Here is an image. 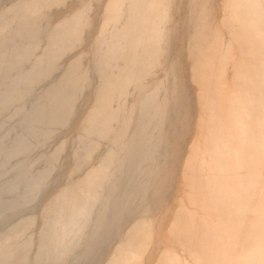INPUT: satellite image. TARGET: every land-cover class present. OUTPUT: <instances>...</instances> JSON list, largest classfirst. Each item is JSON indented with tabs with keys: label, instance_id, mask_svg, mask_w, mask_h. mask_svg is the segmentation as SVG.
<instances>
[{
	"label": "bare ground",
	"instance_id": "6f19581e",
	"mask_svg": "<svg viewBox=\"0 0 264 264\" xmlns=\"http://www.w3.org/2000/svg\"><path fill=\"white\" fill-rule=\"evenodd\" d=\"M262 2L230 4L236 37L253 45L242 69L259 56L260 71L245 78L240 67L235 77L222 69V79L224 36L215 34L220 43L205 56L200 0H0V264H130L126 247L139 246L141 221L160 212L165 229L168 199L183 197L180 162L202 138L194 189L222 215L215 249L205 237L195 258L264 264ZM188 52L202 70L197 93ZM164 240L138 253L142 264H181L176 253L168 261Z\"/></svg>",
	"mask_w": 264,
	"mask_h": 264
},
{
	"label": "rangeland",
	"instance_id": "374dc122",
	"mask_svg": "<svg viewBox=\"0 0 264 264\" xmlns=\"http://www.w3.org/2000/svg\"><path fill=\"white\" fill-rule=\"evenodd\" d=\"M204 2H205V6H206V4H207V6L205 7V6H203V4H204ZM263 7H262V9H263V11H264V0H263ZM228 4V11L227 10H224L225 8H226V5ZM230 4H231V0H225V7H223L224 6V0H200V5H199V7H198V9H197V12H196V17L198 18H200V20H199V18H198V21L204 26V23H205V25L206 26H204V27H206V30H207V35H209L210 36V38H208L206 41L205 40H203L204 41V45H205V51H206V53H207V55L205 54V56H208L210 53V51H211V53H212V51H214L215 50V44L218 42V43H220V41H217V39H215V34L217 35L216 36V38L219 36H221V35H223L224 36V42H225V47H224V52H227L226 54H225V57L227 58L226 59V61L224 62V64L222 63L221 65L223 66V67H225V68H221V69H216V71H215V74H216V76L218 77V75L220 76L223 72H222V69H229V74L231 73L232 75H233V73H234V77H235V75H236V72H238V69H239V67H240V69H241V73H243L244 75H245V78L247 77V76H249V74L251 73V72H256V70H254V68H256L257 67V70L258 71H260V69L258 68V66H260L259 65V63H260V61H261V58L259 57V56H252L251 57V61L249 62L250 63V65L251 64H253V65H251L252 67H249L248 69H245V68H243L242 69V61L243 60H246V56H245V52H246V50L247 51H250V50H248V48L250 49V48H252L251 46H253V45H251V46H245V44H242V43H240V38L238 39V37H239V34H240V32H241V27H238V26H240V24L238 23H236V21H235V13H234V11L232 10L231 11V9H230ZM85 7V6H84ZM83 7V8H84ZM210 7V8H209ZM86 8V7H85ZM205 8V9H204ZM224 8V9H223ZM78 9H80V8H78ZM81 9H82V7H81ZM76 11H79V10H76ZM207 11V12H206ZM215 11V12H214ZM226 11V12H225ZM258 11H260V10H258ZM210 12V13H209ZM213 12H214V15H213ZM262 12V11H261ZM261 12H259V16H260V13ZM199 15H198V14ZM216 13V14H215ZM257 13V14H256ZM207 16H206V15ZM255 17L257 18V16H258V12H255ZM210 15V16H209ZM204 16H206L207 18H205ZM234 19H232L231 17ZM251 16V15H250ZM258 16V17H259ZM229 17L231 18V19H229ZM161 18V17H160ZM196 18V19H197ZM250 18V17H249ZM162 19V18H161ZM229 19V20H228ZM251 19V18H250ZM204 22H203V21ZM222 20V21H221ZM234 21V22H232V21ZM161 21H163V20H161ZM225 21V22H224ZM223 22V23H222ZM215 23V24H214ZM228 25H227V24ZM231 23L233 24V27H236V28H234L233 29V27H231L232 25H231ZM215 25V26H214ZM245 25V24H244ZM249 25L251 26V27H249ZM249 25H247L248 27L247 28H252V30H251V37H255L256 38V40H258L259 41V39H260V41L261 40H263V39H261L260 38V36L263 38V33H262V29H261V34H260V28H258V27H256V26H253V25H251V24H249ZM197 26H198V24H197ZM210 26V27H209ZM225 26V27H224ZM217 27V28H216ZM219 27V28H218ZM231 27V28H230ZM238 27V28H237ZM263 27V30H264V26H262ZM215 28V29H214ZM259 29V30H256V29ZM220 31H219V30ZM230 29V30H229ZM237 29V31L238 30H240V31H238L239 32V34L237 35V37H236V34H237V32L235 31ZM253 29H255V31L257 32L258 31V33H256L255 31V33L253 32ZM211 32H210V31ZM227 30V31H226ZM234 30V31H233ZM213 31H214V33H213ZM196 32V31H195ZM195 32L194 31H192L191 32V34H195ZM211 33V35H210V33ZM218 32V33H217ZM231 32H233V33H231ZM234 32H236V33H234ZM220 33V34H219ZM233 34L232 36H235V37H231V34ZM235 34V35H234ZM253 34L255 35V34H259L258 35V37L259 38H257V35H255V36H253ZM214 36V37H213ZM223 36H221L220 38L218 37V40H222L221 38L223 37ZM254 38V39H255ZM230 39V40H229ZM215 40V41H214ZM235 40H236V43H235ZM238 40V41H237ZM250 40H251V38H250ZM192 40H186L185 41V43H186V45L187 44H190V43H192L191 42ZM209 41H210V43H209ZM252 41H253V39H252ZM259 41V42H260ZM255 42V41H254ZM261 42H263V41H261ZM260 42V43H261ZM194 43V42H193ZM258 44V43H257ZM232 45V47H230ZM240 47H239V46ZM212 48H211V47ZM226 46H227V48H226ZM208 47H210V48H208ZM240 49H239V48ZM262 47H263V44H262ZM187 48H190L189 46H187V47H185V49H186V51H189V49H187ZM229 48H231L230 49V51H229ZM228 49V50H227ZM239 49V50H238ZM241 49H243L242 51H240ZM220 50H221V48H220ZM223 50V49H222ZM209 51V52H208ZM232 51V54L236 57V63H234L233 61H232V59H231V57H232V55H231V52ZM244 51V52H243ZM190 52V51H189ZM189 52H188V55L185 57V59L189 62V69H190V74L191 75H193L192 77H193V81H192V77H190V80L189 81H192V82H190L191 84H193V88H194V92L195 93H197V92H199L200 90H201V88L199 87V85H198V83L197 82H199L198 80L199 79H197L198 77H199V75L200 74H202L201 72H202V70L200 71V70H198V66H194L193 65V60L192 59H194L195 60V58H193V57H191V56H189ZM241 52V53H240ZM242 52H243V54H242ZM240 54V55H239ZM245 56V57H244ZM253 57H254V59H253ZM257 59H256V58ZM188 58H191V59H188ZM205 58V57H204ZM240 58V59H239ZM242 58H244V59H242ZM264 58V56L262 57V59ZM228 59H229V61H228ZM260 59V60H259ZM192 60V61H191ZM231 60V61H230ZM242 60V61H241ZM228 61V62H227ZM254 61V62H253ZM233 62V63H232ZM238 62V63H237ZM256 62H257V64H256ZM192 64V65H191ZM228 64L230 65V66H228ZM254 64H256V66L254 65ZM154 65H156V63H154ZM158 65V64H157ZM157 65H156V67H157ZM232 65H235V66H233V67H231ZM152 68H154V70H156L157 68L155 67V66H151ZM227 67V68H226ZM236 67V68H235ZM261 67V66H260ZM252 68V69H251ZM251 69V70H250ZM227 71L228 70H226V74H227V78L225 79V81L224 82H228V73H227ZM234 71V72H233ZM248 71V72H247ZM200 72V73H199ZM220 73V74H219ZM195 74V75H194ZM196 75H197V77H196ZM159 75H155V77H158ZM232 77V76H231ZM233 77V78H234ZM219 78V77H218ZM221 78L223 79V74L221 75ZM195 79V80H194ZM232 79V78H231ZM238 80V79H237ZM197 81V82H196ZM214 82L216 83V82H219V79H214ZM197 83V84H196ZM230 83H231V93L230 92H228V102H229V98L231 97V96H229L230 94H232V92H233V88H232V84L234 83L233 82V80H231L230 81ZM234 90H236L237 91V89H235L234 88ZM237 95V94H236ZM235 96V95H234ZM202 103V102H201ZM203 104H204V102H203ZM196 105H197V109L200 107L199 106V104H198V102L196 103ZM201 106H202V104H201ZM203 107V106H202ZM217 109H219V108H217ZM221 110L223 109V108H220ZM219 109V110H220ZM199 110V109H198ZM198 110L196 111V113H195V115H194V117H193V126H194V128L195 127H197L196 129H195V131L197 132V129H198V124H197V122L199 121L198 119H199V113H198ZM219 110H217V111H219ZM209 110H206V113L208 112ZM223 111V110H222ZM209 113V112H208ZM207 113V114H208ZM206 114V115H207ZM208 116V115H207ZM207 118V117H206ZM208 118H209V116H208ZM207 118V119H208ZM203 119H204V116H203ZM208 122V121H207ZM207 122H205V125H207ZM203 124V123H202ZM204 125V124H203ZM228 126L230 127V121L228 122ZM229 127H228V129H229ZM204 129V130H203ZM202 129V131H205V129H207V127L205 128H203ZM206 132V131H205ZM228 134H229V131H228ZM194 137L195 136H193V139H194ZM73 137L71 136V135H69L68 137L66 136V138H65V140L64 141H66V144L64 145V147L65 148H69V146H70V144H71V139H72ZM203 139L204 138H202L201 140H199V142H196L197 144V146L195 147L194 146V148L192 149V150H189V149H187V152L185 153L186 154V156L184 155V157L182 158V160H181V162H180V168H178L179 170H178V177H179V183H178V187H181V189L183 190V192H182V190H180L179 191V193H180V197L181 196H183V197H181V199L179 198V199H175V198H173V196H172V198H170V199H168L169 200V203H167V206H166V209H172L171 210V213H170V215H169V217H167V220H166V218H165V221L166 222H164V226L163 227H165V229L162 231V228L160 229V227H161V222H160V212L159 213H156V214H152V215H149V216H147V217H145L146 219L144 220V221H141V225H140V230L138 231V234L137 235H139V238H138V241H139V246H133V247H126V250H129V251H133V252H135V255L133 256L132 255V252H131V256H133L132 257V260H131V262H130V264H142L143 263V261L144 260H142L143 258H142V256H140L138 253L141 251H143V252H147V251H149V249H151L156 243H158L159 241L162 243L163 242V239H165L164 241H166L165 242V254H167L168 252V254L166 255V257H168V255H170L171 254V256H169V259H168V261H171V260H173V258H176V257H180L181 259H182V262H181V264L183 263V264H198V263H200L195 257L197 256L196 254H198V253H200V254H198V255H200V256H198V257H201V256H203V255H201V252H204V249L202 250V248H203V246H204V239H205V237H207L208 239H207V241H208V245L210 246V248H209V250H211V247L213 248V249H215V246H214V242H215V238H214V242L212 243L213 245H211V242H212V240H211V236L212 235H214L215 233V230L213 231V229H215V228H213L214 226H216V224L219 222V220H218V222H217V217H221V215H222V213H221V211H218V212H216L217 210H215V209H217L216 207H214L215 209H213L212 210V208L211 207H213V206H210V205H212V203L210 202V205L208 204V201L207 200H209L208 198L207 199H205V197H208V195L207 196H204V197H202V198H199L198 197V192L196 191L197 189H200V188H198L197 187V183L195 184V182H197V176L196 175H198V165L200 164V162H199V155H204V154H202V153H207V152H202V151H207L206 149H204V147L205 146H203V145H205V142H202L203 141ZM192 141V140H191ZM198 143H200V144H198ZM202 143H203V145H202ZM199 145H200V147H199ZM189 147V146H188ZM196 148V149H195ZM198 148H200V149H202V151L200 150V152H201V154H199V149ZM206 148V147H205ZM198 150V151H197ZM66 151V150H65ZM64 153V152H63ZM199 154V155H198ZM203 157V156H202ZM201 158V157H200ZM204 158V157H203ZM202 158V159H203ZM202 159H200V161L202 160ZM209 161V160H208ZM199 163V164H198ZM182 174V175H181ZM184 175V176H183ZM182 176V177H181ZM183 178H184V180H183ZM197 178V179H196ZM194 180H196V181H194ZM194 182V183H193ZM182 184H183V186H182ZM196 186H195V185ZM194 186L195 187H197V189L195 190L194 189ZM199 186V185H198ZM235 186H237V184L235 185ZM207 189L205 188V190H203L204 192H202V190H200V192H202V193H206L205 191H206ZM216 193H217V190L215 191ZM175 193V191L173 192V194ZM184 193V194H183ZM206 194H208V192L206 193ZM211 194H213V193H211ZM205 195V194H204ZM202 196H203V194H202ZM210 200H211V195H210ZM213 199V198H212ZM178 200V201H177ZM178 202V203H177ZM179 202L181 203V204H179ZM220 202V201H219ZM208 204V205H207ZM214 204V203H213ZM170 208H169V207ZM174 207V208H173ZM222 207H224L223 205H222ZM221 208V207H220ZM220 208H218V209H220ZM225 208V207H224ZM221 209H223V208H221ZM173 212V213H172ZM178 218V219H177ZM147 220V221H146ZM180 220H182L183 222H181ZM178 221V222H177ZM192 221V222H191ZM220 221H221V219H220ZM180 222L181 223H183L184 225L186 224V225H190L191 226V228H194V229H191L190 227H188V226H186L185 228H187L186 229V231H185V233L183 232L184 230H185V228H184V230L182 231V229H181V233L182 234H184V235H182L178 230H179V228H182V227H179L178 229H177V224L179 223L180 224ZM191 223V224H190ZM193 223V224H192ZM221 223V222H220ZM160 224V225H159ZM169 224V225H168ZM178 224V225H179ZM173 225H174V227H173ZM181 225V224H180ZM192 225H193V227H192ZM182 226V225H181ZM219 226V225H218ZM172 227V228H171ZM168 229V230H167ZM174 229H175V231H174ZM173 230V231H172ZM190 230V231H189ZM168 231V232H167ZM170 232H171V236H170ZM175 232V233H174ZM190 232V233H189ZM207 233V234H206ZM214 233V234H213ZM187 234H189L188 236H191V238H189L188 236H187ZM211 234V235H210ZM174 235H175V237H174ZM179 236V238H177L178 236ZM193 235V236H192ZM206 235V236H205ZM185 236H187V237H185ZM214 237V236H213ZM212 237V238H213ZM192 241H190L189 239ZM180 241V243H176V242H179L178 240ZM182 239V240H181ZM204 240V241H203ZM190 241V242H189ZM207 241H205V242H207ZM187 243V244H185V243ZM181 243L183 244L184 243V245H188V247L187 248H185V249H187L188 250V253H187V250H185L184 249V247L185 246H181ZM173 244V245H172ZM175 244V245H174ZM176 244H178L177 246H176ZM202 244H203V246H202ZM195 245V246H194ZM206 245V244H205ZM207 245V247H209ZM160 246L162 247V244H160ZM181 246V247H180ZM151 247V248H150ZM167 247V248H166ZM172 247V248H171ZM190 247H192V248H190ZM181 248H183V249H181ZM175 251V252H173V250ZM193 249V250H192ZM198 249L200 250V252L198 251ZM212 249V250H213ZM169 250H171V251H169ZM191 250L192 251H196V252H194L195 253V255H193V253L191 252ZM202 250V251H201ZM208 249H207V251H209ZM211 250V251H212ZM164 251V250H163ZM173 252V253H172ZM184 252V253H183ZM205 252H206V249H205ZM177 254V256L175 257H172V254L173 255H176ZM181 253V254H180ZM210 253H212V252H210ZM138 254V255H137ZM207 254H209L208 252H207ZM188 255V256H187ZM193 255V256H192ZM205 256H209V257H212V256H210V255H205ZM197 257V258H198ZM172 258V259H171ZM179 258V259H180ZM184 258L186 259V261L184 260ZM194 258V259H193ZM202 258V257H201ZM205 258H207V257H205ZM181 259H180V261H181ZM193 259V260H192ZM209 259V258H208ZM207 259V260H208ZM212 259V258H211ZM166 260H167V258H166ZM175 260V259H174ZM174 260H173V262H174ZM184 260V261H183ZM195 260V262H193ZM203 260H204V257H203ZM167 261V262H168ZM179 261V260H178ZM179 261V262H180ZM209 261V260H208ZM208 261H206V262H208ZM211 261V260H210ZM185 262H188V263H185ZM169 263V262H168ZM175 263V262H174ZM205 263V261L204 262H201L200 264H204ZM211 263H212V261H211ZM161 264H164V262H163V257H162V260H161ZM208 264H210L209 262H208ZM213 264V263H212Z\"/></svg>",
	"mask_w": 264,
	"mask_h": 264
}]
</instances>
